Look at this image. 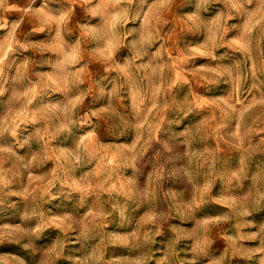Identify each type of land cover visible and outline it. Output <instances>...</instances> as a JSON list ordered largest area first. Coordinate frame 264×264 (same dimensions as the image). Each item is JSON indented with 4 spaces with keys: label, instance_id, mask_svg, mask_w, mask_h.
Wrapping results in <instances>:
<instances>
[{
    "label": "rangeland",
    "instance_id": "rangeland-1",
    "mask_svg": "<svg viewBox=\"0 0 264 264\" xmlns=\"http://www.w3.org/2000/svg\"><path fill=\"white\" fill-rule=\"evenodd\" d=\"M0 264H264V0H0Z\"/></svg>",
    "mask_w": 264,
    "mask_h": 264
},
{
    "label": "bare ground",
    "instance_id": "bare-ground-1",
    "mask_svg": "<svg viewBox=\"0 0 264 264\" xmlns=\"http://www.w3.org/2000/svg\"><path fill=\"white\" fill-rule=\"evenodd\" d=\"M1 61V60H0Z\"/></svg>",
    "mask_w": 264,
    "mask_h": 264
}]
</instances>
